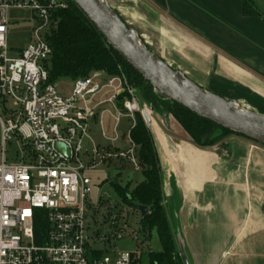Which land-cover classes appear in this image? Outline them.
<instances>
[{"label":"built area","instance_id":"obj_1","mask_svg":"<svg viewBox=\"0 0 264 264\" xmlns=\"http://www.w3.org/2000/svg\"><path fill=\"white\" fill-rule=\"evenodd\" d=\"M67 7V0H0V264H140L148 249L141 213L120 198L94 196L87 172L112 162L142 171L131 133L137 115L145 119L147 107L124 74L96 71L77 78L67 96L49 82L47 35L53 12ZM21 8L32 10L37 24L29 46L10 57L8 13ZM107 113L116 136L103 132L105 143L85 149L90 121L103 127ZM123 118L133 123L122 138L118 127ZM15 138L18 161L8 163L6 145ZM38 210L47 220L45 232H36ZM134 213L136 226L130 218ZM125 239L135 250L115 249ZM98 242L109 249H97L93 243Z\"/></svg>","mask_w":264,"mask_h":264},{"label":"crops","instance_id":"obj_2","mask_svg":"<svg viewBox=\"0 0 264 264\" xmlns=\"http://www.w3.org/2000/svg\"><path fill=\"white\" fill-rule=\"evenodd\" d=\"M143 1L154 12L153 51L162 60L202 88L264 115V0ZM129 18L149 23L139 12ZM154 112L146 124L183 264H264V146L230 134L201 147L177 122Z\"/></svg>","mask_w":264,"mask_h":264},{"label":"trees","instance_id":"obj_3","mask_svg":"<svg viewBox=\"0 0 264 264\" xmlns=\"http://www.w3.org/2000/svg\"><path fill=\"white\" fill-rule=\"evenodd\" d=\"M67 2L66 9L53 12L52 25L47 35V41L52 47V55L45 63L50 83H57L61 79L75 80L87 77L96 71H104L109 76L124 74L128 84L139 89L142 99L154 111L160 114L174 113V117L197 145L211 147L225 136L235 134L157 93L154 86L108 44L103 34L81 8L73 0H67ZM245 7L248 12H255L247 1ZM131 135L138 146L144 178L133 187L131 185L123 187L119 185L120 173L115 178L118 182L114 183L112 179L110 183L116 188L119 198L125 204L131 205L132 199H135L138 204L149 208L147 215L141 216L140 220L148 249L140 257L139 263L144 264L146 259L147 264H183L164 206L158 153L152 134L139 114ZM38 213L36 232H45L48 226L47 220L42 210H38ZM153 230H156L161 244V250L157 252L151 250L150 241ZM103 253L105 252L100 254Z\"/></svg>","mask_w":264,"mask_h":264},{"label":"water","instance_id":"obj_4","mask_svg":"<svg viewBox=\"0 0 264 264\" xmlns=\"http://www.w3.org/2000/svg\"><path fill=\"white\" fill-rule=\"evenodd\" d=\"M73 1L103 34L108 44L151 83L157 93L237 135L264 145V115L202 88L182 72L172 68L141 41L137 32L127 25L120 13L106 0ZM153 111L151 107L146 109L147 122ZM58 148L65 151L63 144H59ZM113 181L118 182L117 179ZM131 206L143 217L149 211L144 205L132 202Z\"/></svg>","mask_w":264,"mask_h":264},{"label":"rangeland","instance_id":"obj_5","mask_svg":"<svg viewBox=\"0 0 264 264\" xmlns=\"http://www.w3.org/2000/svg\"><path fill=\"white\" fill-rule=\"evenodd\" d=\"M109 5L115 8L123 18V20L129 25V27L133 28L141 41L146 44L150 49H155L157 47V39L156 33L151 27L154 23V12L150 10V8L146 5L143 0H106ZM126 12L127 15L123 16L121 11ZM139 12L143 16L148 17L149 23L141 22H132L130 21L129 14ZM9 17V30L7 34L8 45L10 47L9 55L10 57H17L19 55V51L27 48L29 44L33 41V30L37 24V20L35 17V13L30 9H11L8 13ZM128 21L131 23L129 24ZM145 36L149 37V43H146ZM58 91L64 95H70L73 89V80L72 79H61L57 82ZM137 97L141 101V106L149 107L141 97L140 91L138 88H134ZM0 111L3 113V108L1 107L0 102ZM154 114L158 117H162L167 115L173 122H177L179 125L180 123L174 117V113H157L156 111ZM154 115V116H155ZM144 119V118H143ZM145 120V119H144ZM104 122L105 126H101L96 124L95 119L90 121V132L89 135L91 140L85 142L84 148H90L93 143L96 144H103L105 143V139L102 136L103 132L110 137H115L116 133L114 132L115 122L110 116V114L104 115ZM146 122V120H145ZM132 120L129 118H123L121 124L118 127V134L123 138L127 132L129 131ZM181 126V125H180ZM182 127V126H181ZM183 128V127H182ZM186 136L193 141L192 137L188 134V132L183 128ZM220 133V131H219ZM194 142V141H193ZM223 142V138L218 140L215 145L220 144ZM2 143V134H1V127H0V145ZM195 143V142H194ZM262 145V144H261ZM20 151V144L17 139H13L7 142L6 145V159L8 163L17 162V152ZM2 162V149L0 147V163ZM121 173V179H119V185L126 187L140 183L143 180V173L142 171H136L132 167H122L120 163L112 162L111 164H101L97 169L88 171L87 175L90 176L93 180V195L99 196L103 194L104 196H110L112 200L117 201L119 198L118 192L116 188L111 185L110 181L115 179L118 174ZM132 202L138 204L135 199H132ZM136 214L130 215L131 222L133 225L136 226L137 218ZM151 250L152 251H160L161 244L157 236L156 230L152 231V239L150 241ZM94 247H97L99 250H106L109 249V246L105 245L104 243H93ZM135 244L130 239H125L119 241L115 244V249L117 250H135ZM118 255V254H117ZM144 264H147V260H144Z\"/></svg>","mask_w":264,"mask_h":264},{"label":"bare ground","instance_id":"obj_6","mask_svg":"<svg viewBox=\"0 0 264 264\" xmlns=\"http://www.w3.org/2000/svg\"><path fill=\"white\" fill-rule=\"evenodd\" d=\"M105 1V0H104Z\"/></svg>","mask_w":264,"mask_h":264}]
</instances>
